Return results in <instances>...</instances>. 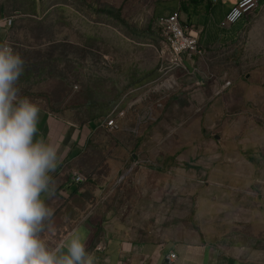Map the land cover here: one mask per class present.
<instances>
[{"label": "rangeland", "instance_id": "rangeland-1", "mask_svg": "<svg viewBox=\"0 0 264 264\" xmlns=\"http://www.w3.org/2000/svg\"><path fill=\"white\" fill-rule=\"evenodd\" d=\"M56 2L41 16L24 14L28 2L22 11L16 1L0 0L13 15L6 44L28 68L18 84L21 95L80 124L89 109L125 100L123 114L112 115L117 128L96 129L74 162L84 177L72 202L74 222L85 217L95 233L103 224L140 240L183 242L198 239L201 229L206 238L243 235L245 243L264 248L263 237L240 226L252 211L242 206L264 204V160L234 147L264 138V69L198 59L192 65L201 82L192 84L193 67L159 70V31L150 21L118 20L104 12L113 8L110 0ZM258 52L264 56L263 47ZM86 100L98 105L82 107Z\"/></svg>", "mask_w": 264, "mask_h": 264}, {"label": "crops", "instance_id": "crops-1", "mask_svg": "<svg viewBox=\"0 0 264 264\" xmlns=\"http://www.w3.org/2000/svg\"><path fill=\"white\" fill-rule=\"evenodd\" d=\"M8 1V0H4ZM22 11L25 9L24 3H31V12H41V16L48 13L50 8L57 6V0L49 5L44 0H14ZM237 0H110L109 4L113 7L112 13L122 20L123 18L135 21H150V29L159 31V17L167 15L173 11L179 14L181 24H191L198 32V45L204 50L202 56H194L193 60L185 61V65L193 67L192 62L198 59H206L207 65L220 67L229 62H246L249 67L264 69V56L258 57V48L263 47L264 51V0H261L255 10L238 21L227 26H221L225 14ZM48 4V7H45ZM13 19V15L6 14L0 5V44H6L10 25L7 19ZM241 43V47L239 46ZM159 45V39L155 44ZM253 46V47H252ZM159 47H156L158 50ZM242 48V52H241ZM256 51L257 53H252ZM251 52V53H250ZM254 56L256 58H254ZM242 59H237V58ZM220 60V62H218ZM214 62V64H213ZM255 64V65H254ZM187 68V69H189ZM192 68L194 81L192 84H200L201 74ZM23 78H20L22 81ZM127 80V78H126ZM190 80V79H189ZM260 83H264V70ZM226 86L220 87L222 90ZM117 91V88L115 89ZM217 94V93H216ZM24 96V95H22ZM41 108L38 124L39 132L37 139H44L47 143L55 144L62 153V162L54 173H51L55 182V191L52 195H45L43 198L48 207L53 209V216L46 222L45 230L41 233V238L49 248H55L61 243L67 242L73 234H78L85 242L86 250L96 258L95 264H119L122 251L127 264H140L141 256H148L147 262L143 264H264L256 261L258 258L264 259V248L256 249L241 236L224 237L208 236L200 229L198 239H186V241H165L156 239L140 240L128 236L120 228L107 229L105 225L100 226L101 232H94L93 226L84 218L74 222L73 201L81 195L80 183L71 180L74 162L84 150L91 134L102 125V118L118 104L119 109L124 108V98L119 99L114 105L101 107L99 113L89 116L86 123L80 124L56 114L51 108L44 104L32 101ZM98 105L96 101L86 100L82 107L87 109ZM112 107V108H111ZM111 108V109H110ZM246 109V108H245ZM90 110V109H89ZM251 124V122H250ZM107 128V127H105ZM251 125L248 127L249 131ZM262 133L264 134V125ZM247 140V139H246ZM239 152L252 156L251 158L264 160V138L243 141L242 145H234ZM243 148V149H242ZM250 158V159H251ZM249 178H253V171ZM264 179V176L263 178ZM249 198V197H248ZM77 213H80L76 209ZM243 211H250L248 217L240 223L241 228L250 226L251 233L257 237L264 238V204H259L255 208L248 209L242 206ZM225 217L230 214L225 210ZM104 228V233L102 230ZM234 228V225H233ZM249 239V236L246 235ZM100 242H105V250H96L95 246ZM259 252H256V250ZM169 253H174L175 257L168 260Z\"/></svg>", "mask_w": 264, "mask_h": 264}, {"label": "clouds", "instance_id": "clouds-1", "mask_svg": "<svg viewBox=\"0 0 264 264\" xmlns=\"http://www.w3.org/2000/svg\"><path fill=\"white\" fill-rule=\"evenodd\" d=\"M24 71L21 55L0 44V264H95L78 234L55 248L41 238L62 153L36 138L41 108L21 95Z\"/></svg>", "mask_w": 264, "mask_h": 264}, {"label": "built area", "instance_id": "built-area-1", "mask_svg": "<svg viewBox=\"0 0 264 264\" xmlns=\"http://www.w3.org/2000/svg\"><path fill=\"white\" fill-rule=\"evenodd\" d=\"M261 0H237L227 11L221 26H227L238 21L241 17L253 12ZM12 19L6 20L7 25L11 24ZM159 44L157 52L159 55V70L163 72H171L174 69L187 70L185 61L193 60L194 56L204 55V50L198 45V32L196 28L187 23L181 24L179 14L173 11L167 15L159 17ZM229 85V81L225 82L223 86ZM113 113L117 115L123 114L118 105L114 107L111 115L104 121L103 125L107 128H117V120ZM264 118V115H262ZM71 180L75 183H81L84 177L76 171L71 172ZM105 242H100L95 246L96 250H105ZM125 251H122L119 264H127L124 257ZM174 255H172L173 257ZM127 259V258H126Z\"/></svg>", "mask_w": 264, "mask_h": 264}, {"label": "trees", "instance_id": "trees-1", "mask_svg": "<svg viewBox=\"0 0 264 264\" xmlns=\"http://www.w3.org/2000/svg\"><path fill=\"white\" fill-rule=\"evenodd\" d=\"M29 6H30V7L32 6L31 3H30ZM28 10H29V9H28ZM31 11H32V9L29 10V12H31ZM104 12L107 13V14H109V15H110V14H113V13H112V9H105ZM24 14H30V13H24ZM32 14H33V13H31V15H32ZM89 39L93 40L94 38H93V37H89ZM96 40H97V39H96ZM27 72H28V68H25L24 74H23L22 76H23V77H24V76H25V77L29 76V74H28ZM94 114H96V113H94V112H92V111L89 110V115H90V116H91V115H94ZM98 229H99V228H98Z\"/></svg>", "mask_w": 264, "mask_h": 264}]
</instances>
